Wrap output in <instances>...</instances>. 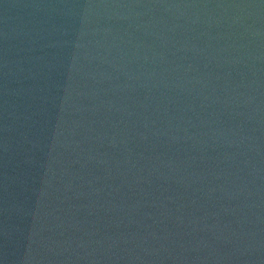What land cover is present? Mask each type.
Segmentation results:
<instances>
[{"label": "water", "instance_id": "1", "mask_svg": "<svg viewBox=\"0 0 264 264\" xmlns=\"http://www.w3.org/2000/svg\"><path fill=\"white\" fill-rule=\"evenodd\" d=\"M61 2L0 0V257L264 264L260 0H77L145 6L85 9L50 73Z\"/></svg>", "mask_w": 264, "mask_h": 264}, {"label": "clouds", "instance_id": "2", "mask_svg": "<svg viewBox=\"0 0 264 264\" xmlns=\"http://www.w3.org/2000/svg\"><path fill=\"white\" fill-rule=\"evenodd\" d=\"M145 5H137V4H119V3H96V4H85L81 2H77V0H63V2L55 5L54 7L57 9V15L60 17L61 22L58 24H54L49 32V43L47 45L48 48L52 49V55L49 62L45 65L50 73H56L61 67L59 56L62 54V51L65 48L74 47V44H71V41L75 39L77 36V29L81 21V16L85 9H93V8H133V7H144ZM219 6V5H218ZM237 8H246V7H264V0H260V4L252 5V4H237L232 5ZM49 88L56 89L57 91H62V81L56 82L53 81L48 88L41 89L43 95H41L40 100L43 104L49 105L53 101L61 102L62 98L56 96L54 93L49 91ZM51 98V99H50ZM43 111V109L39 110ZM38 111V114H39ZM47 115V112L44 113ZM38 126L36 128V136L33 141H29L31 147L37 152L40 153L42 157L47 158L51 149L48 147V144L42 142L43 133L45 131V127L39 126V122H37ZM31 163V161H29ZM38 172H44L47 169L46 160H41L37 165ZM43 192H39L38 196H42ZM25 216L30 218H35V208L24 213ZM19 235L24 239L31 243L33 232L28 230L26 232H20ZM27 252V248L25 249ZM27 259H31L30 255H23L19 252L15 253L11 259H9L8 253H5L3 257H0V264H22Z\"/></svg>", "mask_w": 264, "mask_h": 264}]
</instances>
